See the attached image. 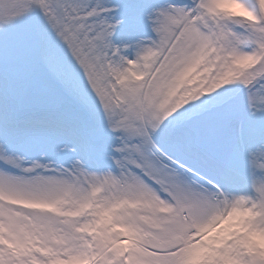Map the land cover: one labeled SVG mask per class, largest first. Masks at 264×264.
I'll return each mask as SVG.
<instances>
[{
	"label": "snow or ice",
	"instance_id": "snow-or-ice-1",
	"mask_svg": "<svg viewBox=\"0 0 264 264\" xmlns=\"http://www.w3.org/2000/svg\"><path fill=\"white\" fill-rule=\"evenodd\" d=\"M0 264H264V0H0Z\"/></svg>",
	"mask_w": 264,
	"mask_h": 264
}]
</instances>
